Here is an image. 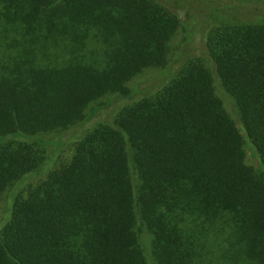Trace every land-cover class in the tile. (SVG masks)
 I'll use <instances>...</instances> for the list:
<instances>
[{"label":"trees","instance_id":"16d2710c","mask_svg":"<svg viewBox=\"0 0 264 264\" xmlns=\"http://www.w3.org/2000/svg\"><path fill=\"white\" fill-rule=\"evenodd\" d=\"M0 3L16 26L76 48L94 28L108 44L98 65L48 67L36 47L0 51L1 196L43 161L38 136L69 130L90 102L128 98L132 77L166 67L182 23L160 0ZM217 22L207 55L181 59L159 87L77 136L70 158L16 198L0 224V264H151L142 229L155 264H201L212 236L227 264H264V20Z\"/></svg>","mask_w":264,"mask_h":264},{"label":"rangeland","instance_id":"374dc122","mask_svg":"<svg viewBox=\"0 0 264 264\" xmlns=\"http://www.w3.org/2000/svg\"><path fill=\"white\" fill-rule=\"evenodd\" d=\"M181 18V27L170 42V61L164 68H145L127 82L128 98H119L117 94H105L89 103L85 109L86 118L69 130H57L38 136L43 147V161L33 172L21 177L6 188L0 196V224L6 220L17 197L24 195L28 189L46 174L62 166L71 156L73 139L82 136L88 130L102 122L111 121L114 112L132 100L146 95L148 91L159 87L169 76L172 67L181 59L195 54L207 55L206 36L215 25L217 18L225 21L228 17L251 18L261 22L264 20V0H160ZM0 3V51H23V48L36 47V61L43 66H62L71 61H81L98 65L103 60V51L108 47L100 33L89 28L82 40L80 48L73 46V40L43 29L41 33L26 26H16L11 15H3ZM80 45V43H77ZM24 52V51H23ZM213 71V68H212ZM214 74V71H213ZM217 92L221 96L225 108L240 125L233 100L222 90L216 81ZM96 111L91 114L92 110ZM91 114V117L89 118ZM245 162L255 166L253 153L244 146ZM140 240L151 264H155L152 234L146 229L139 232ZM206 254L201 264H227L219 247L224 241L221 237H208Z\"/></svg>","mask_w":264,"mask_h":264}]
</instances>
